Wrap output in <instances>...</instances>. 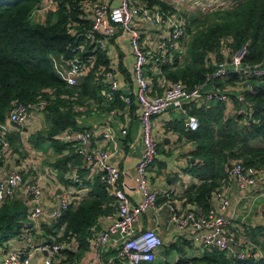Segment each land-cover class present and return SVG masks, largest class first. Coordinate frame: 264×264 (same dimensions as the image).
<instances>
[{
    "label": "trees",
    "instance_id": "trees-1",
    "mask_svg": "<svg viewBox=\"0 0 264 264\" xmlns=\"http://www.w3.org/2000/svg\"><path fill=\"white\" fill-rule=\"evenodd\" d=\"M41 1L0 0V122L6 120V114L14 103H29L41 98L47 100L48 105L43 112L47 129L36 135L35 143L41 144L46 139L51 141L56 156L52 166L58 170L60 178L72 170L82 176L86 171L84 156L75 150L74 143L54 137L67 128H76L77 107L96 98L98 87L107 88L104 83L106 78L101 76L100 71L107 70L110 59L98 47L100 34L93 33L87 37L91 30L88 12L91 0H57L48 11L39 10ZM145 1L159 3L163 10L175 13L172 7L160 0ZM40 12L41 19H35ZM198 13L193 12L191 16L183 13L180 16L187 23L188 41L184 56L174 52L172 64L155 63L166 80L181 82L187 89L200 86L214 65L223 59L220 49L226 40L230 41L224 46L231 51L246 45L244 61L251 64L263 62L264 0H240L232 7L202 15ZM77 45L81 49L73 51ZM75 55L84 61L94 62L87 74L75 86H70L57 75L53 58L61 56L68 62ZM237 81L239 77L232 73L213 82L216 87H224L234 86ZM249 84L246 98L254 112L248 125L240 115L226 116L224 103L220 101L184 105L188 113L199 120V127L186 133L196 144L192 155L195 161L187 171L198 179V183L190 186L185 196L203 211L210 207L213 190L227 181L228 165L234 161L239 160L264 172V77L250 78ZM231 97L237 101L236 96ZM67 149L69 151L65 153ZM110 190L98 178L87 197L85 195L77 204L44 224L46 233L51 237L62 230L56 240L63 245V256L70 254L72 248H87L88 240L98 231H93V228L106 212L102 204L111 201ZM26 220L24 200L14 198L6 201L0 207V244L17 236ZM193 261L196 264L198 261L204 264H264V256L236 259L212 250ZM183 263L179 261L177 264Z\"/></svg>",
    "mask_w": 264,
    "mask_h": 264
},
{
    "label": "built area",
    "instance_id": "built-area-1",
    "mask_svg": "<svg viewBox=\"0 0 264 264\" xmlns=\"http://www.w3.org/2000/svg\"><path fill=\"white\" fill-rule=\"evenodd\" d=\"M56 1L42 0L39 10L52 9ZM193 1L202 4L205 11L209 12L235 6L240 0H231L227 5L220 2L222 0ZM89 7L91 30L87 33V37H91L93 33H98L102 37H114L119 32L128 37L132 54L133 93L141 108L139 124L143 144L142 154L136 164L135 174L129 176L125 170L120 169L111 161V154L107 149L100 147L87 149L85 147L91 135L98 134L97 136L105 140L113 139L114 131L109 125L105 124L92 133L89 131L74 132L71 128H67L54 138L74 143L75 150L97 168L99 181L111 189L110 191L116 199L115 213L106 216L110 219L107 227L95 231L88 240L91 249L99 255L108 246L114 244L116 264L151 262L155 258L156 250L162 245V239L155 229L137 230L135 224L146 209L156 207L158 193L149 188L147 181L148 171L153 166L157 155V140L153 129L154 119L169 109L183 110L184 105L189 103L219 101L229 103L232 101L231 89H235V98L238 102L237 115L242 116L245 125H248L254 108L246 98V91L250 89V78L264 77V60L261 64L244 61L247 54L246 45L231 51L230 48L224 46L230 41L226 40L220 49L223 59L214 65L203 84L193 89H187L181 82L164 80L163 92L160 95L150 96L148 66L151 63L157 64V62L172 64L174 52H179L181 56L185 54L188 41L185 19L162 8L150 9L135 4L133 0H91ZM142 23H146L154 29L162 27V29L168 30L166 43L160 44L154 50L146 49L140 29ZM101 38L97 40L98 47H103ZM80 49L81 46L77 45L73 51ZM53 61L57 75L70 86H75L77 81L87 74L90 65L94 62V60L84 61L75 55L68 60L66 68H60L54 59ZM113 67L114 65L110 61L107 70L100 71L101 76L109 75L108 71L113 70ZM232 73L239 77V81L234 86H214L215 79L227 78ZM106 80L108 86L102 92L105 97L111 99L119 87L120 79L113 76ZM207 85L210 87L206 88ZM123 101L129 103L130 100L128 97H123ZM47 105L48 101L43 98L29 103H14L6 114V121L13 128L20 129L33 113L45 112ZM184 126L187 130L195 131L199 127V120L195 115L189 114L184 121ZM8 132L9 129L0 127V162H8L13 155L7 137ZM26 171L22 167L12 168L4 177H0V207L6 201L16 199L15 191L22 185L23 199L27 208V220L19 234L1 243L4 253L0 264H60L64 257L61 253L63 245L56 240V237H59L58 233L55 237L46 235L42 241L31 243L30 240L35 233L33 222L46 212H49L52 218H57L62 211L77 204L86 195V189L80 184L78 172L72 170L68 174V179L72 183L60 188L59 193L55 195V203L48 207L43 204L45 193L41 187L40 176L25 182L23 177ZM228 171L230 181H234L239 188L255 186L259 179L258 170L252 166H246L239 160L234 161ZM121 176L132 179L135 187L141 193L140 200L133 202L128 198L126 191L129 189V185L119 182ZM118 183H120L119 187ZM223 188L224 186L221 185L213 191L217 204L209 207L205 213L197 214L194 211H186L182 214H172L171 217V221L176 227L189 228L194 231L193 241L195 243L218 251L228 250L234 243L241 244L240 241H234L227 230L230 219L225 216L223 211L229 206L230 200ZM50 208H52L51 211H49ZM15 239L25 244L19 249L14 248L11 240ZM34 254L40 255L42 259L33 263L32 256ZM249 256L251 255L240 254L237 259H245Z\"/></svg>",
    "mask_w": 264,
    "mask_h": 264
},
{
    "label": "crops",
    "instance_id": "crops-1",
    "mask_svg": "<svg viewBox=\"0 0 264 264\" xmlns=\"http://www.w3.org/2000/svg\"><path fill=\"white\" fill-rule=\"evenodd\" d=\"M133 1L146 8L163 9L159 3H149L145 0ZM160 1L172 7L174 14L179 16L183 13H188V16H191L193 12H196V7H201L200 11L205 12V7L193 0ZM230 1L222 0L220 2L227 5ZM41 13H37L35 19H41ZM140 29L146 49L154 50L167 41L168 30L162 29V27L154 29L146 23H142ZM127 38V35L121 32L114 37L101 38L103 47H100L107 53V56L112 55L109 59L114 65L113 70L108 71L109 75L104 77L108 79L113 76L118 77L120 79L119 87L111 99L103 95L104 87H98L96 98L87 100L83 105L77 107L79 114L76 128L72 130L92 133L105 124L109 125L114 131L113 139L105 140L97 136L98 134L91 135L85 147L87 149L96 147L107 149L111 154V161L120 169L125 170L129 176H133L136 172V164L142 154L143 144L139 124L141 108H139L133 93L132 54ZM53 59L58 67L66 68L67 60L61 56H55ZM147 75L150 85L149 95H160L165 87L163 81L166 80L162 71L159 72L156 64H150ZM104 83L105 86H108L106 80ZM209 87L210 85L206 86V88ZM231 91L230 95L236 96V90L231 89ZM123 97H128L129 103L123 102ZM224 106L226 116L237 115L238 102L233 98L231 102L224 103ZM187 115L189 113L184 107L183 110L169 109L154 119L153 129L157 140V155L153 166L148 171L147 181L149 188L158 193L156 207L146 209L137 220L135 228L137 230L155 229L162 239V245L156 250L153 261L141 264H177L179 261H183V264H196L194 259L202 258L215 250L195 243L192 229L176 227L171 221L172 214H182L186 211H194L197 214L206 212L196 202L189 201L185 196L186 190L198 183V179L187 171L190 164L195 161L192 155L196 149L195 142L186 135L188 130L184 126V121ZM46 123L43 112L33 113L20 129L13 128L6 120L0 122V127L9 129L7 137L13 152L8 162H0V177H4L10 169L20 167L27 170L23 177L25 182L40 176L41 187L45 193L43 204L49 207L55 203V195L59 193L60 188L72 182L68 179V175L60 178L58 170L52 166L56 156L53 154L51 141L46 139L41 144L35 143L36 135L47 129ZM68 151L69 149L65 150V153ZM83 162L86 171L82 176L78 175L81 186L86 189L87 197L92 186L98 180L99 173L92 163L85 159ZM229 177L225 185L223 184V189L229 197L230 204L223 213L230 219L227 229L229 235L234 241H240L241 244L234 243L230 249L220 252H224L228 258L236 259L240 254L264 256V172H259L258 182L252 187L239 188L234 181H230ZM119 182L129 185L126 193L131 201L140 200L141 193L130 177L121 176ZM119 185L120 183H118V187ZM22 189L23 186L20 185L15 192L16 199L23 201L24 192ZM109 193L111 201L102 204V209L106 212L99 217L93 231L107 227L110 219L106 216L112 215L116 211V199L111 191ZM209 201L210 207L216 206L217 201L213 192ZM51 218L49 212H46L33 222L35 233L30 240L31 243H38L46 235H49L44 229V224L49 223ZM57 233L58 236L62 234L60 231ZM11 242L12 246L17 249L25 244L17 239L11 240ZM115 248V245L111 244L97 255L88 242L85 250L72 248L70 254L63 256L66 260L60 264H114L117 262L114 258ZM170 250L173 251L171 255L174 262H162V256ZM3 253V247L0 244V259ZM41 259L40 255L32 256L33 263ZM199 262L197 264H204Z\"/></svg>",
    "mask_w": 264,
    "mask_h": 264
},
{
    "label": "rangeland",
    "instance_id": "rangeland-1",
    "mask_svg": "<svg viewBox=\"0 0 264 264\" xmlns=\"http://www.w3.org/2000/svg\"><path fill=\"white\" fill-rule=\"evenodd\" d=\"M195 10H196V12H200V13H198V14H200V15L206 13V11H205V12L200 11V10H202L201 7H196ZM200 17H202V16H200ZM46 124H47V123H46ZM171 252H173V251L170 250L167 254H164V255L162 256V259H163L162 262H166V263H173V262H174V260H173V258H172V255H171Z\"/></svg>",
    "mask_w": 264,
    "mask_h": 264
},
{
    "label": "water",
    "instance_id": "water-1",
    "mask_svg": "<svg viewBox=\"0 0 264 264\" xmlns=\"http://www.w3.org/2000/svg\"><path fill=\"white\" fill-rule=\"evenodd\" d=\"M263 47H264V45H263ZM228 169L230 170L231 169V165H228ZM52 210V208H50L49 209V211H51ZM45 255H47V253H44Z\"/></svg>",
    "mask_w": 264,
    "mask_h": 264
}]
</instances>
